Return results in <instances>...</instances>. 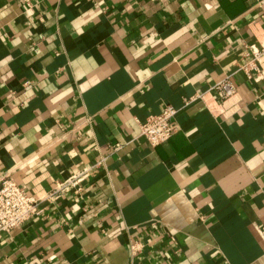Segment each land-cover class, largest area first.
<instances>
[{
    "label": "crops",
    "instance_id": "1",
    "mask_svg": "<svg viewBox=\"0 0 264 264\" xmlns=\"http://www.w3.org/2000/svg\"><path fill=\"white\" fill-rule=\"evenodd\" d=\"M31 2L0 0V178L43 198L102 165L1 233L0 264H264V0Z\"/></svg>",
    "mask_w": 264,
    "mask_h": 264
},
{
    "label": "built area",
    "instance_id": "2",
    "mask_svg": "<svg viewBox=\"0 0 264 264\" xmlns=\"http://www.w3.org/2000/svg\"><path fill=\"white\" fill-rule=\"evenodd\" d=\"M22 2L24 8H29L32 3L31 0H22ZM251 53L253 59L243 68L246 70L253 68L258 71L260 68L257 63H260V59L264 57V46L261 45L259 49L251 50ZM212 89L220 101H225L236 93L231 74L217 80ZM176 112V108L166 105L158 114L146 117L142 122H139V135L151 146L166 142L177 130L174 123ZM112 147L115 150L119 144L115 143ZM101 165L102 162L98 161L90 166H83L66 178L55 181L43 198L29 192L8 175L0 178V234L8 233L43 213L45 210L44 201L52 203L65 194L79 196L84 188V182Z\"/></svg>",
    "mask_w": 264,
    "mask_h": 264
}]
</instances>
